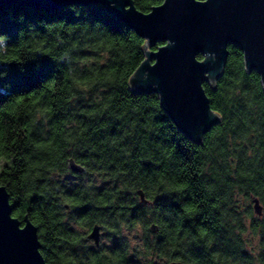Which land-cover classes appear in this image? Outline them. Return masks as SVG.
I'll use <instances>...</instances> for the list:
<instances>
[{"label": "clouds", "instance_id": "9594fccd", "mask_svg": "<svg viewBox=\"0 0 264 264\" xmlns=\"http://www.w3.org/2000/svg\"><path fill=\"white\" fill-rule=\"evenodd\" d=\"M167 2L130 0L123 11L149 18ZM67 10L77 20L82 15L88 20L81 7ZM16 19L26 22L24 15ZM130 36L135 43L126 42ZM10 41L11 36L0 34V81L12 67L23 75L29 64L39 69L45 58L55 65L39 87L12 92L10 84H3L0 90V201L8 197L9 219L19 232L31 228L41 264H264V76L248 74L244 52L231 44L225 49L227 61L231 49L239 62L220 91L223 103L210 102L204 86L217 93L226 66L219 79L204 74L200 87L208 117L216 122L210 130L221 131L188 178L176 174L173 161L187 157L186 144L202 143L181 136L176 137L179 143L171 142L175 133L157 122L164 115L162 96L131 94L148 57L173 46L172 41L151 47L135 31L114 34L99 20L69 24L45 19L27 23L16 42ZM133 52L144 61L138 68ZM209 58L217 61L215 53L197 54L194 61L205 65ZM156 65L153 60L148 68ZM148 75L144 71L143 79ZM57 77L61 82L53 89ZM123 97L146 103L122 110L118 99ZM144 137L174 146L176 157L142 153ZM133 165L149 179L140 182ZM74 174L81 178L78 193L64 187ZM8 176L15 179L9 182ZM197 182L202 195L193 200ZM102 185L111 189L110 199L101 194ZM200 199L210 205L207 211ZM208 212L217 216L220 230L203 223Z\"/></svg>", "mask_w": 264, "mask_h": 264}, {"label": "water", "instance_id": "95a60500", "mask_svg": "<svg viewBox=\"0 0 264 264\" xmlns=\"http://www.w3.org/2000/svg\"><path fill=\"white\" fill-rule=\"evenodd\" d=\"M13 3L45 12L98 4L138 36L148 38L151 47L172 41L173 46L148 57V63L155 60L157 65L149 69L146 63L134 79L132 90L161 95L163 111L194 143L201 142L202 134L216 123L208 117L200 85L206 82L205 73L212 79L220 77L229 44L246 54L248 72L255 70L264 76V0H209L207 5H196L194 0H168L149 18L134 11L125 13L123 9L130 0H0L1 5ZM111 3H116V8H111ZM200 53H215L217 61L209 58L205 65H198L194 57ZM144 71L149 73L147 80L143 79ZM7 199L5 196L0 201V264H41L34 233L31 228L23 233L17 230L16 222L9 219L12 209Z\"/></svg>", "mask_w": 264, "mask_h": 264}, {"label": "trees", "instance_id": "16d2710c", "mask_svg": "<svg viewBox=\"0 0 264 264\" xmlns=\"http://www.w3.org/2000/svg\"><path fill=\"white\" fill-rule=\"evenodd\" d=\"M77 7L83 8L88 13L87 21H85V18L83 15L79 18V20H77L74 17V15L67 10L69 6L62 7L53 12H45V11H41V10L34 9L31 7L21 6L15 3L9 4V5L0 4V34H7L11 36L10 42L14 44L16 42V34L21 28L26 27L27 23H37L41 19H45L49 23L58 21V20H66L69 24L83 23V22L91 23V22H95L99 20L105 25H107L109 30L113 32L114 34H123L124 30H131L129 27L125 26L121 22L111 17L101 5L90 4L87 6H77ZM20 15H24L26 18V22L24 25L17 23L16 18ZM135 40L136 38L134 36H130L127 38L126 42L135 43ZM235 48L238 49L237 47ZM132 55L134 57L133 62H132L133 66L138 67V65L141 63L143 58L140 57L139 54L135 52H133ZM227 58H226V63H225V66H226L225 79L223 83L218 87L217 93H212L210 89L208 88V86H204L205 93L210 102L218 101V102L223 103V99L220 95V91L224 87V85L231 82L232 72L235 69V66L237 65V63L239 62L236 55L234 54V50H231V49L229 50L228 61H227ZM9 59L15 60L16 57H10ZM54 70H55V65L52 64L47 58H45L44 60L40 62L39 69H37L34 64H29L27 67L26 73L23 75H21L15 67H12L11 69L8 70L9 75L7 79L4 81H0V90H2L3 84H10L12 92L27 91L32 88L39 87L40 82L44 79L49 78L52 75ZM253 71L255 70L248 72V74H251V72ZM219 78L220 77H218L217 79ZM60 82H61V78L57 77V80L54 81L50 87L55 89V86ZM255 82H256V78L253 77L251 83L255 84ZM61 91H63V89H61ZM213 91H215V89H213ZM131 94L133 97L154 96L155 95L154 93H149V94L136 93L133 90H131ZM4 98L7 99L6 96ZM145 103L146 101H144L143 99H139V98L132 99L129 97H123V98L118 99V104L121 106L122 110L125 108H128L129 106H135L137 108H142V106ZM151 106L158 107V103L156 101H151ZM157 122L164 123L167 126L169 131H172L175 133V135L171 137V142L179 143L176 139L177 136H181L187 139L182 133L178 131V129L175 127V125L172 123V121L166 115L165 112L163 116L157 117ZM105 127H108V125H105ZM220 131L221 129L219 127L210 130L204 142L201 141L199 143H195L197 145H201L202 143L200 147H194V146L186 144L185 148L188 150V155L186 158L176 157V151H175L174 146H166L164 144H157L148 137H144L143 143L139 145V148L142 153L154 151L155 154L160 157L169 156V155L172 157H176V159L173 161L176 174L178 176L183 175L185 177L191 178L192 173H194V171L203 162L204 152L205 151L211 152L213 150L214 141L216 140L218 133ZM133 168L135 170V177L138 178L140 182H144L149 179L148 173L142 172L138 168H135V165H133ZM129 175H133V172L130 171ZM6 179L9 182H11L15 179V177L8 176ZM105 183H111V181H105ZM80 184H81L80 176L77 174H74L73 181L65 184L64 187L65 189L69 191L78 193L80 190ZM194 188H195V192L193 194V200H196L200 198L202 195L199 189L198 182L194 184ZM101 194L103 195L104 199H110L112 196V191L111 189L103 188V185H102ZM200 204L205 207L206 211H207V208L210 207V205L207 204L206 199H200ZM29 207H30L29 205H24L25 209H28ZM35 207L40 211H44L45 206L38 204V205H35ZM85 207L94 208V206L91 204H86ZM173 207H177V206L173 205ZM86 210L87 209H85V211ZM98 210H99L98 208L93 210L91 212V216H95L96 211ZM79 214L83 215V213H79ZM165 215H169V214H165ZM203 223H205L209 229H212V230L221 229V222L218 220L217 216L213 215L210 212H208L204 216Z\"/></svg>", "mask_w": 264, "mask_h": 264}]
</instances>
